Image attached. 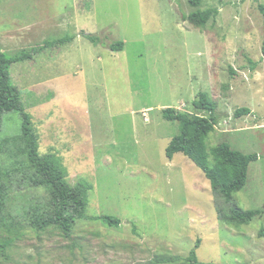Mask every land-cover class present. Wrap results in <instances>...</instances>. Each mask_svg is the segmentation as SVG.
Instances as JSON below:
<instances>
[{"label":"rangeland","instance_id":"1","mask_svg":"<svg viewBox=\"0 0 264 264\" xmlns=\"http://www.w3.org/2000/svg\"><path fill=\"white\" fill-rule=\"evenodd\" d=\"M260 4L202 0L199 10L218 16L200 26L188 20L196 11L188 0H0V48L32 56L10 73L39 154L59 160L69 185L92 187L89 218L122 222L80 221L69 238L55 228L0 230V264H189L198 241L202 263L264 264V214L240 227L219 221L217 209L229 205L185 156L168 160L180 129L162 116L174 108L208 117L194 108L208 95L219 118L208 147L260 157L235 205L263 210ZM120 42L122 51H112ZM239 109L250 114L237 118ZM2 120L0 142L21 133L19 113Z\"/></svg>","mask_w":264,"mask_h":264},{"label":"trees","instance_id":"2","mask_svg":"<svg viewBox=\"0 0 264 264\" xmlns=\"http://www.w3.org/2000/svg\"><path fill=\"white\" fill-rule=\"evenodd\" d=\"M188 2L196 9L188 17L193 24L205 26L213 17L218 16L217 10L200 11L202 0ZM258 8L264 20V5L260 4ZM85 37L93 43L100 41L93 34ZM110 47L112 51H122L123 43H114ZM262 55L264 57V36ZM30 59L32 56L25 52L9 57L0 48V134L4 115L19 113L22 117L21 133L0 142V230L13 231L21 225L36 232L55 228L69 238L80 221H102L110 227H120L121 220L112 216L89 218L86 210L88 192L92 187L85 181H79L75 186L69 185L65 169L59 160L54 155L39 154L32 117L26 113L10 73L12 65ZM194 108L209 116L174 108L162 111L164 120L178 123L180 129L179 134L169 143L166 156L172 161L177 154H182L210 181L214 194L222 197L229 205L228 210L217 209L219 221L235 227L249 225L264 214V208L262 211H243L235 205L234 195L244 190L250 165L258 162L260 157L258 154L245 155L234 151L225 143L209 148L208 140L215 132L219 119L216 114L217 104L208 95L201 93ZM249 114L250 110L239 109L235 116L240 118ZM200 243L198 241L195 250L190 253L188 263L213 264L200 262L197 254ZM4 245L0 244L2 251L5 249ZM174 261L177 260L162 259L159 262L169 264Z\"/></svg>","mask_w":264,"mask_h":264}]
</instances>
